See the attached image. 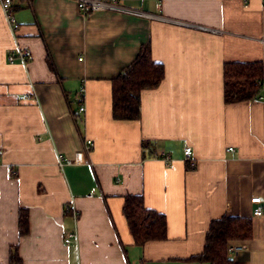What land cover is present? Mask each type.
<instances>
[{"label": "crops", "instance_id": "0c3cea01", "mask_svg": "<svg viewBox=\"0 0 264 264\" xmlns=\"http://www.w3.org/2000/svg\"><path fill=\"white\" fill-rule=\"evenodd\" d=\"M115 1L127 11L13 0L25 65L7 61L16 43L0 10V264L11 246L22 264H206L187 259L224 214L251 220L233 264H264V215L250 202L264 197V0ZM146 42L163 80L141 92L138 119L115 120L111 79ZM230 61L262 63L261 100L224 103ZM126 195L164 214L166 239L133 242Z\"/></svg>", "mask_w": 264, "mask_h": 264}, {"label": "trees", "instance_id": "16d2710c", "mask_svg": "<svg viewBox=\"0 0 264 264\" xmlns=\"http://www.w3.org/2000/svg\"><path fill=\"white\" fill-rule=\"evenodd\" d=\"M164 77L161 63L151 58L149 42L140 45L134 59L111 79V116L115 120L139 118L140 94L156 88ZM263 65L260 61L223 63V101L225 104L249 101L261 96ZM147 142L142 143L148 148ZM122 214L136 245L166 239L167 223L164 214L145 207L141 195L123 197ZM18 233H28L25 209L18 211ZM251 237V220L239 216L222 215L208 223L201 253L187 261L206 264H233L228 247ZM8 264H22L17 247L11 246Z\"/></svg>", "mask_w": 264, "mask_h": 264}, {"label": "built area", "instance_id": "2783aa9c", "mask_svg": "<svg viewBox=\"0 0 264 264\" xmlns=\"http://www.w3.org/2000/svg\"><path fill=\"white\" fill-rule=\"evenodd\" d=\"M77 8L82 14H88L93 11H99V10H117V11H127V9L119 6L115 0H112L110 2L107 1H100V0H77ZM0 10L2 12V15L4 17L6 26L8 28L9 33L11 34L14 42L16 43V55L13 53H9L7 55V61L9 63H14L18 61L19 63L25 65L27 63V53L26 51L19 46L17 43V32L19 29L20 24L16 20L14 14H13V0H0ZM83 94H84V88L81 87L76 96L75 101L78 104V111L83 112L85 110L83 105ZM34 97V92L30 94H25L24 98ZM261 96L254 98V101L261 100ZM85 150L89 151L92 148V141L89 139H86L84 141ZM228 151H232V147L227 148ZM183 156L184 160H191V148L189 146H186L183 149ZM163 161L168 164L170 161V158L168 156H163ZM63 160L59 158L58 165L62 166ZM251 204L254 205V208L252 210V216L254 217H261L264 215V197L262 196H253L250 198ZM73 216L76 218L77 213L72 210ZM76 238L75 231L68 233L65 238L64 242L65 244L69 243L71 239ZM240 250L239 247L236 246H229L228 247V253H233Z\"/></svg>", "mask_w": 264, "mask_h": 264}]
</instances>
